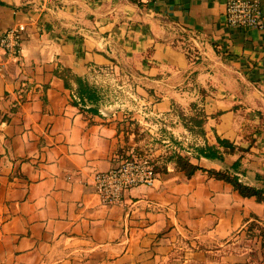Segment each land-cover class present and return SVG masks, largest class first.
<instances>
[{"label":"crops","instance_id":"0c3cea01","mask_svg":"<svg viewBox=\"0 0 264 264\" xmlns=\"http://www.w3.org/2000/svg\"><path fill=\"white\" fill-rule=\"evenodd\" d=\"M260 2L263 27L249 28L226 23L223 0H0V35L24 28L19 54L0 49V264H264L246 230L264 228V202L206 172L239 159L243 182L264 183ZM58 66L104 78L97 113L71 103ZM157 127L235 148L190 158L189 178L169 161L152 186L102 204L94 173Z\"/></svg>","mask_w":264,"mask_h":264},{"label":"trees","instance_id":"16d2710c","mask_svg":"<svg viewBox=\"0 0 264 264\" xmlns=\"http://www.w3.org/2000/svg\"><path fill=\"white\" fill-rule=\"evenodd\" d=\"M55 75L63 80L64 86L72 91L71 103L80 109L87 110L91 113H97L96 105L101 100V90L95 83L89 82L86 78L74 74L69 68L58 66L54 71ZM202 120L197 117L191 118L189 121L191 125L188 127L197 134H203L201 128ZM173 144H177V140L170 138ZM191 151L190 155L186 153L177 152L174 149L170 150L168 154L159 155L155 162L156 172L164 171L166 163L174 162L175 168L184 173L186 178L191 177L194 172L201 169L200 166L190 162V158L204 157L207 159L222 160L225 153L232 152L234 145L225 138L216 136V144H197L191 143L188 147ZM155 161V160H154ZM240 160L237 159L226 169H207L206 172L210 177L220 179L229 183L233 189L242 197H254L258 202H264V183L262 186L249 185L240 179L243 170L240 169ZM203 169V168H202ZM256 179H262L261 175L256 174ZM249 235L258 234L262 238L261 247L264 250V228L255 220H251L247 226Z\"/></svg>","mask_w":264,"mask_h":264},{"label":"built area","instance_id":"2783aa9c","mask_svg":"<svg viewBox=\"0 0 264 264\" xmlns=\"http://www.w3.org/2000/svg\"><path fill=\"white\" fill-rule=\"evenodd\" d=\"M138 1V0H134ZM225 21L232 27L262 28V7L260 0H223ZM22 25H14L0 35V49L4 54L16 56L20 52L22 42ZM72 98H75L72 96ZM179 152V147H170ZM184 153L191 154L189 148ZM157 172L152 155L129 154L119 156L106 171L93 175L95 192L104 205H114L123 202L124 191L134 186H152Z\"/></svg>","mask_w":264,"mask_h":264},{"label":"rangeland","instance_id":"374dc122","mask_svg":"<svg viewBox=\"0 0 264 264\" xmlns=\"http://www.w3.org/2000/svg\"><path fill=\"white\" fill-rule=\"evenodd\" d=\"M96 80H98V78L92 79L91 82L95 83L94 81ZM102 80H104V78H102ZM166 133L167 132H166L165 127H162V129H160V127H157L155 130H153V135H152V132L150 133L146 129H143V131H138L137 136L133 139L138 144V147H140L138 151L139 154L149 153L152 155L155 152L156 154H159V155L168 154L170 152V150L167 149L168 146L170 147L175 146L176 148L179 147L180 152L184 153V151L188 147H190L191 142L194 141L190 138H183V139H177L178 143L173 144L170 137ZM157 157H158L157 155L155 156L152 155V160L154 161L155 158ZM253 259H254L255 264L260 262V258L257 256H255V258L253 257Z\"/></svg>","mask_w":264,"mask_h":264}]
</instances>
